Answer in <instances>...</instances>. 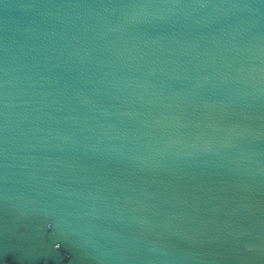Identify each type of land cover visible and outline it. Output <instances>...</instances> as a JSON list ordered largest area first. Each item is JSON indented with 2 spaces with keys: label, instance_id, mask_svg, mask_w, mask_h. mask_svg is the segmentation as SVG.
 <instances>
[{
  "label": "water",
  "instance_id": "95a60500",
  "mask_svg": "<svg viewBox=\"0 0 264 264\" xmlns=\"http://www.w3.org/2000/svg\"><path fill=\"white\" fill-rule=\"evenodd\" d=\"M0 264H264V0H0Z\"/></svg>",
  "mask_w": 264,
  "mask_h": 264
}]
</instances>
